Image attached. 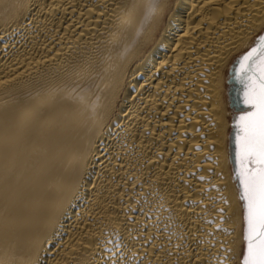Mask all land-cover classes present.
Listing matches in <instances>:
<instances>
[{"label":"bare ground","instance_id":"6f19581e","mask_svg":"<svg viewBox=\"0 0 264 264\" xmlns=\"http://www.w3.org/2000/svg\"><path fill=\"white\" fill-rule=\"evenodd\" d=\"M263 33L264 0H0V264H243L229 90Z\"/></svg>","mask_w":264,"mask_h":264},{"label":"snow or ice","instance_id":"6c2138e0","mask_svg":"<svg viewBox=\"0 0 264 264\" xmlns=\"http://www.w3.org/2000/svg\"><path fill=\"white\" fill-rule=\"evenodd\" d=\"M234 79L241 85L235 145L247 223L243 264H264V37L242 56Z\"/></svg>","mask_w":264,"mask_h":264},{"label":"water","instance_id":"95a60500","mask_svg":"<svg viewBox=\"0 0 264 264\" xmlns=\"http://www.w3.org/2000/svg\"><path fill=\"white\" fill-rule=\"evenodd\" d=\"M236 72H235V74H236ZM235 74L232 77L231 83H233V86H232V89L229 93V96H230V105L236 111L237 114H236V117L234 118V120H232V125H231L232 131H231V135H230L231 136V138H230L231 142L230 143H231V153H232L231 159H232V165H233V171H234V178L239 185L237 174L240 171V163H239L237 156H236L235 140H236L237 128L235 126V122H236V118H237L238 114H240V112L242 111V107L239 104V99H240L239 98V89L241 88V85H239L237 83V81L234 79ZM239 190H240V185H239ZM246 228H247V223H246Z\"/></svg>","mask_w":264,"mask_h":264},{"label":"rangeland","instance_id":"374dc122","mask_svg":"<svg viewBox=\"0 0 264 264\" xmlns=\"http://www.w3.org/2000/svg\"><path fill=\"white\" fill-rule=\"evenodd\" d=\"M259 36H260V35H259ZM263 36H264V33L262 34V37H263ZM257 46H258V45H256L255 47H257ZM230 86H231V87H230L229 92H230L231 89H232L233 83H232V85L230 84ZM233 110H234V109L231 110V112H232V118H231V120H234V118L236 117V114H237L236 111H235V110L233 111ZM231 130H232V129H230V132H231ZM232 167H233V166H232Z\"/></svg>","mask_w":264,"mask_h":264}]
</instances>
